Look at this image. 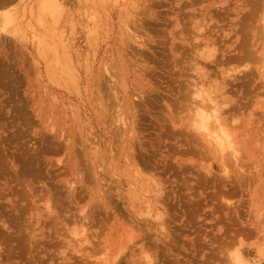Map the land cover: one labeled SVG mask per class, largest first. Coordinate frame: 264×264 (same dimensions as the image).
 <instances>
[{"label": "rangeland", "instance_id": "rangeland-1", "mask_svg": "<svg viewBox=\"0 0 264 264\" xmlns=\"http://www.w3.org/2000/svg\"><path fill=\"white\" fill-rule=\"evenodd\" d=\"M39 1L0 0V264H264V0Z\"/></svg>", "mask_w": 264, "mask_h": 264}, {"label": "bare ground", "instance_id": "bare-ground-1", "mask_svg": "<svg viewBox=\"0 0 264 264\" xmlns=\"http://www.w3.org/2000/svg\"><path fill=\"white\" fill-rule=\"evenodd\" d=\"M56 1L57 0H40V7L42 8V11L43 12H52L53 9L56 7ZM1 4V3H0ZM5 4V3H4ZM2 5V4H1ZM4 6V5H3ZM8 6V5H7ZM9 13V12H8ZM4 14L2 16V18L4 17V21L6 23V26H9V25H13L15 23V20L17 18H15V16H13L12 14ZM3 20V19H2ZM15 26V25H14ZM12 27V26H11ZM19 29V28H18ZM196 32V31H195ZM192 34V33H191ZM197 42V41H196ZM205 43V42H204ZM206 45V44H205ZM215 46V44H213ZM206 47V46H205ZM210 47V46H209ZM207 50L210 51V48ZM214 48V47H213ZM193 49V48H192ZM204 50V49H203ZM213 52H206L208 55V58H211V56H214L213 53L215 49H212ZM197 51V50H196ZM264 51V49H263ZM192 52V51H191ZM204 52V53H205ZM200 53V52H199ZM205 53V54H206ZM197 55V54H196ZM203 55V54H201ZM246 55V54H245ZM200 54L198 55V58H199ZM204 56V55H203ZM210 56V57H209ZM206 57V56H205ZM247 57V56H246ZM58 58V57H57ZM202 58V57H201ZM208 58L206 57L205 59L208 60ZM213 58V57H212ZM203 61L205 62L204 60V57L202 58ZM201 60V59H200ZM210 60V59H209ZM205 83V82H204ZM202 89V88H201ZM202 93V92H201ZM201 96V101L200 103L203 104L201 107H196L197 109V113L196 115L198 116V120L195 122V125H197L202 131H204V135H206L207 137H210L211 138V141L212 143L214 144V146L216 147L217 151L219 152V154L221 155V159H225V157L227 155H230L232 158L234 159H237L236 155H237V150L232 146L233 143L230 139V136L228 133H226L223 129H222V126L220 124V122L218 121V117H219V114L217 115V111L220 109L221 110V106L217 105L216 107L218 108L219 106V109L217 108H212L210 106H206L204 105V101H206L205 97L202 99V95ZM204 96V95H203ZM209 100V98H208ZM219 110V111H220ZM220 113V112H219ZM218 116V117H217ZM210 120H212L214 123H216V127L213 126L215 124H213L212 126H210ZM210 141V142H211ZM138 173V172H137ZM142 173V172H141ZM144 176V175H143ZM147 184V182H146ZM156 189V188H155ZM154 190V189H153ZM157 191V190H156ZM51 207V206H50ZM49 209V208H48ZM50 211V209H49ZM4 226V225H3ZM236 257V256H235ZM238 257V256H237ZM114 261V260H113ZM115 261H116V258H115ZM237 262V260H235ZM240 261V260H239ZM106 262V261H105ZM238 263V262H237ZM241 264V263H240Z\"/></svg>", "mask_w": 264, "mask_h": 264}]
</instances>
